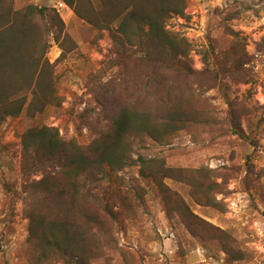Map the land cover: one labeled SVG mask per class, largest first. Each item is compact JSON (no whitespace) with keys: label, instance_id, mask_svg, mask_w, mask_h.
Returning a JSON list of instances; mask_svg holds the SVG:
<instances>
[{"label":"rangeland","instance_id":"rangeland-1","mask_svg":"<svg viewBox=\"0 0 264 264\" xmlns=\"http://www.w3.org/2000/svg\"><path fill=\"white\" fill-rule=\"evenodd\" d=\"M31 4L56 12L70 40L51 35L46 52L60 106L23 107L0 126V264H264V0H185L164 29L187 55L163 66L146 47L118 59L116 24L97 29L67 3L13 2ZM123 109L147 113L155 133L131 128L124 164L79 174L70 233L82 234L83 254L38 260L26 203L42 174L25 163L23 132L57 127L85 146ZM139 156L173 169L166 198L140 176Z\"/></svg>","mask_w":264,"mask_h":264},{"label":"trees","instance_id":"trees-1","mask_svg":"<svg viewBox=\"0 0 264 264\" xmlns=\"http://www.w3.org/2000/svg\"><path fill=\"white\" fill-rule=\"evenodd\" d=\"M64 1L76 16L97 29H109L116 24L111 37L113 50L120 60L136 58L138 52L142 57L145 47L149 50L145 59L161 66L163 58L171 63L175 56L187 55L182 41L164 29L165 21L172 14L183 13L185 0ZM13 2L0 0V126L7 118L18 116L23 107L33 116L47 105L60 106L57 77L46 52L51 35L58 44H61L60 37L70 40L63 31L62 19L48 6L31 4L15 8ZM148 118L147 113L140 115L136 110L123 109L85 146L73 140L65 141L57 127L34 126L23 132L25 163L29 160L28 169L42 174L28 186L29 202L26 203L28 240L37 248L38 260L44 259L47 251L61 258L83 254L82 234L70 233L80 193L79 174L84 169L101 173L105 165L124 164L123 156L129 147L126 132L133 128L149 135L155 133ZM154 160L139 156V174L153 182L166 198L169 189L162 179L172 176L173 169L160 161L153 162L155 169L150 162ZM3 185L8 191L10 184L5 179ZM94 203L100 206L99 201Z\"/></svg>","mask_w":264,"mask_h":264},{"label":"built area","instance_id":"built-area-1","mask_svg":"<svg viewBox=\"0 0 264 264\" xmlns=\"http://www.w3.org/2000/svg\"><path fill=\"white\" fill-rule=\"evenodd\" d=\"M53 7L60 12L63 9H67L68 6L63 0H53Z\"/></svg>","mask_w":264,"mask_h":264}]
</instances>
